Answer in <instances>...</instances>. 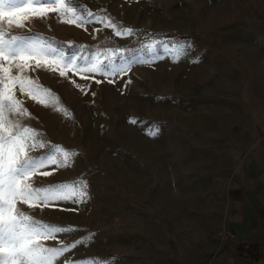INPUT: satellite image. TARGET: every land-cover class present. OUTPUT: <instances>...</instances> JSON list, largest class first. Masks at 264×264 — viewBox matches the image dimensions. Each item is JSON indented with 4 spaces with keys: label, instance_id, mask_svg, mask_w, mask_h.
Returning a JSON list of instances; mask_svg holds the SVG:
<instances>
[{
    "label": "rangeland",
    "instance_id": "rangeland-1",
    "mask_svg": "<svg viewBox=\"0 0 264 264\" xmlns=\"http://www.w3.org/2000/svg\"><path fill=\"white\" fill-rule=\"evenodd\" d=\"M80 4L135 34L118 37L98 23H60L54 13L8 30L94 47L84 55L124 49L114 64L130 67L107 77L29 71L55 98L41 104L17 92L30 115L10 119L36 129L46 144L30 154L39 156L50 145L77 153L67 167L41 169L52 174L38 172L33 186L86 180L88 199L21 209L68 227L46 246L84 240L56 264L68 259L83 264H209L217 254L221 176L231 168L220 152L228 148L232 125L249 129L264 114V0ZM156 39L187 42L191 48L173 62L157 45L155 54L164 58L137 63L149 56L142 46Z\"/></svg>",
    "mask_w": 264,
    "mask_h": 264
},
{
    "label": "snow or ice",
    "instance_id": "snow-or-ice-1",
    "mask_svg": "<svg viewBox=\"0 0 264 264\" xmlns=\"http://www.w3.org/2000/svg\"><path fill=\"white\" fill-rule=\"evenodd\" d=\"M50 13L56 14L60 23L78 27L98 23L111 28L118 37L135 34L130 27L118 26L110 16L88 10L80 0H0V264H56L65 253L84 243L81 238L70 244L59 242L58 246H46L45 241L56 240L68 227L35 219L21 209V205L34 208L62 202L79 204L88 199L86 180L33 186L38 172L42 176L52 174L41 169L53 165L67 167L77 153L60 145H50L49 150L39 156L30 154L46 144L38 139L36 129L22 124L19 119H10L30 115L17 92L41 104L54 103L55 98L50 90L28 75L29 71L47 68L59 71L61 77L68 72L107 77L125 73L130 67V63L114 64L115 57H122L124 49H105L84 55L88 46L71 42L62 45L54 37L45 38L41 33L14 34L8 30L12 26L25 27L30 20L46 19ZM157 45L170 53L173 62L182 59L191 48L190 43L179 40H152L142 46L149 53L148 58L136 62L152 63L164 58L155 54ZM70 47L77 48V52L69 54L66 49ZM158 132L156 128L155 133ZM65 264L83 262L68 259Z\"/></svg>",
    "mask_w": 264,
    "mask_h": 264
},
{
    "label": "crops",
    "instance_id": "crops-1",
    "mask_svg": "<svg viewBox=\"0 0 264 264\" xmlns=\"http://www.w3.org/2000/svg\"><path fill=\"white\" fill-rule=\"evenodd\" d=\"M229 131L228 148L220 155L231 168L221 176L217 254L209 264H264V114L249 129L232 125ZM229 230L236 235L234 243L223 236Z\"/></svg>",
    "mask_w": 264,
    "mask_h": 264
},
{
    "label": "built area",
    "instance_id": "built-area-1",
    "mask_svg": "<svg viewBox=\"0 0 264 264\" xmlns=\"http://www.w3.org/2000/svg\"><path fill=\"white\" fill-rule=\"evenodd\" d=\"M223 236L230 242L234 243L236 241V235L233 231H227L223 234Z\"/></svg>",
    "mask_w": 264,
    "mask_h": 264
},
{
    "label": "trees",
    "instance_id": "trees-1",
    "mask_svg": "<svg viewBox=\"0 0 264 264\" xmlns=\"http://www.w3.org/2000/svg\"><path fill=\"white\" fill-rule=\"evenodd\" d=\"M56 42H59V41H56ZM62 45H64V44H62ZM86 46H88L86 51L90 52V51L94 50L93 46H91V45H86ZM67 49H69V48H67Z\"/></svg>",
    "mask_w": 264,
    "mask_h": 264
}]
</instances>
